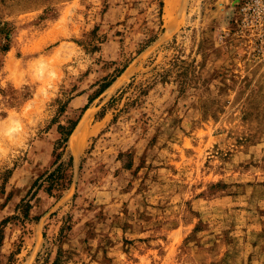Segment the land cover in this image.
Instances as JSON below:
<instances>
[{
  "label": "rangeland",
  "instance_id": "obj_1",
  "mask_svg": "<svg viewBox=\"0 0 264 264\" xmlns=\"http://www.w3.org/2000/svg\"><path fill=\"white\" fill-rule=\"evenodd\" d=\"M226 3L0 0V264H264V60Z\"/></svg>",
  "mask_w": 264,
  "mask_h": 264
},
{
  "label": "built area",
  "instance_id": "obj_2",
  "mask_svg": "<svg viewBox=\"0 0 264 264\" xmlns=\"http://www.w3.org/2000/svg\"><path fill=\"white\" fill-rule=\"evenodd\" d=\"M227 36L245 45L254 58L264 60V0H227Z\"/></svg>",
  "mask_w": 264,
  "mask_h": 264
},
{
  "label": "clouds",
  "instance_id": "obj_3",
  "mask_svg": "<svg viewBox=\"0 0 264 264\" xmlns=\"http://www.w3.org/2000/svg\"><path fill=\"white\" fill-rule=\"evenodd\" d=\"M43 67V66H41ZM23 130V124L19 120L13 119L9 126L7 127L6 131L3 133V135H6L7 137L14 138L19 133H21ZM6 158V154L3 148V145L0 144V160H3Z\"/></svg>",
  "mask_w": 264,
  "mask_h": 264
},
{
  "label": "bare ground",
  "instance_id": "obj_4",
  "mask_svg": "<svg viewBox=\"0 0 264 264\" xmlns=\"http://www.w3.org/2000/svg\"><path fill=\"white\" fill-rule=\"evenodd\" d=\"M175 1L176 0H167V14L171 15L173 13ZM80 132H81V129H80V127H78L77 130L75 131L74 135L79 136Z\"/></svg>",
  "mask_w": 264,
  "mask_h": 264
},
{
  "label": "trees",
  "instance_id": "obj_5",
  "mask_svg": "<svg viewBox=\"0 0 264 264\" xmlns=\"http://www.w3.org/2000/svg\"><path fill=\"white\" fill-rule=\"evenodd\" d=\"M106 86H108V85H106ZM87 107V106H86ZM77 122L74 124V126L69 130V132L66 134V136L63 138V141H67L68 139H69V136L72 134V132H73V130L76 128V126H77ZM61 170H62V168L61 167H59L58 169H57V171H58V173H60L61 172ZM54 174V173H53ZM61 178L63 177V176H60ZM35 183H37V181L35 182Z\"/></svg>",
  "mask_w": 264,
  "mask_h": 264
}]
</instances>
